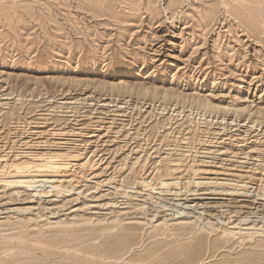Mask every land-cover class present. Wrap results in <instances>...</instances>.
Instances as JSON below:
<instances>
[{
	"label": "rangeland",
	"instance_id": "rangeland-1",
	"mask_svg": "<svg viewBox=\"0 0 264 264\" xmlns=\"http://www.w3.org/2000/svg\"><path fill=\"white\" fill-rule=\"evenodd\" d=\"M0 264H264V0H0Z\"/></svg>",
	"mask_w": 264,
	"mask_h": 264
},
{
	"label": "bare ground",
	"instance_id": "bare-ground-1",
	"mask_svg": "<svg viewBox=\"0 0 264 264\" xmlns=\"http://www.w3.org/2000/svg\"><path fill=\"white\" fill-rule=\"evenodd\" d=\"M54 157L52 156L49 159H46L45 161L42 160L43 162L41 163L38 162L37 164L32 165L31 167H34L36 169L35 170L36 172L34 173H32L28 169L30 167L29 163L16 164L14 174L18 177L16 179L6 180L5 183H8L10 185H20V186L24 185V186L32 187L33 185H36L38 183L43 184L45 182H49L52 184H56L59 187L60 186L62 187L61 185L62 180L50 179V177L47 176H50L49 175L50 172H53V174H55L53 176H58L59 174H63V173L64 174L70 173L72 166L68 162H60L59 159H56ZM23 177H26V179Z\"/></svg>",
	"mask_w": 264,
	"mask_h": 264
}]
</instances>
